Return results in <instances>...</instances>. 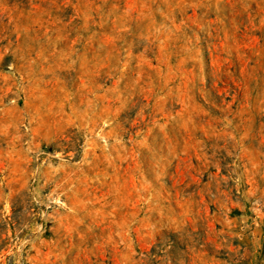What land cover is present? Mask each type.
<instances>
[{
  "label": "rangeland",
  "instance_id": "rangeland-1",
  "mask_svg": "<svg viewBox=\"0 0 264 264\" xmlns=\"http://www.w3.org/2000/svg\"><path fill=\"white\" fill-rule=\"evenodd\" d=\"M0 264H264V0H0Z\"/></svg>",
  "mask_w": 264,
  "mask_h": 264
}]
</instances>
